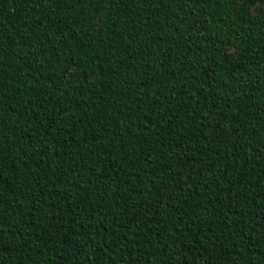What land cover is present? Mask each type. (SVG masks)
<instances>
[{
    "label": "trees",
    "instance_id": "trees-1",
    "mask_svg": "<svg viewBox=\"0 0 264 264\" xmlns=\"http://www.w3.org/2000/svg\"><path fill=\"white\" fill-rule=\"evenodd\" d=\"M0 264H264V0H0Z\"/></svg>",
    "mask_w": 264,
    "mask_h": 264
}]
</instances>
